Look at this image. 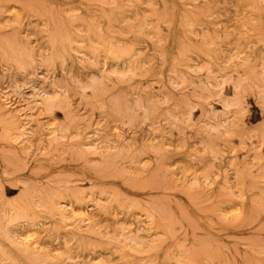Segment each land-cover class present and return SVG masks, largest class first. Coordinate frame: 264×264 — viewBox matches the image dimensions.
I'll return each mask as SVG.
<instances>
[{
    "label": "rangeland",
    "instance_id": "374dc122",
    "mask_svg": "<svg viewBox=\"0 0 264 264\" xmlns=\"http://www.w3.org/2000/svg\"><path fill=\"white\" fill-rule=\"evenodd\" d=\"M0 264H264V0H0Z\"/></svg>",
    "mask_w": 264,
    "mask_h": 264
},
{
    "label": "bare ground",
    "instance_id": "6f19581e",
    "mask_svg": "<svg viewBox=\"0 0 264 264\" xmlns=\"http://www.w3.org/2000/svg\"><path fill=\"white\" fill-rule=\"evenodd\" d=\"M4 39V38H3ZM262 39V38H261ZM7 41V40H6ZM8 43V42H7ZM10 56V55H9ZM250 66V65H249ZM45 96V95H44ZM8 246V245H7ZM9 247V246H8ZM5 248V247H4ZM8 251V250H7ZM13 251V250H12ZM18 258V257H17ZM29 261V260H28Z\"/></svg>",
    "mask_w": 264,
    "mask_h": 264
}]
</instances>
